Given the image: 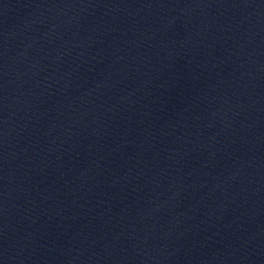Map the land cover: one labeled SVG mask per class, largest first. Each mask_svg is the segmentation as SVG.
<instances>
[{"label": "water", "instance_id": "95a60500", "mask_svg": "<svg viewBox=\"0 0 264 264\" xmlns=\"http://www.w3.org/2000/svg\"><path fill=\"white\" fill-rule=\"evenodd\" d=\"M0 264H264V0H0Z\"/></svg>", "mask_w": 264, "mask_h": 264}]
</instances>
